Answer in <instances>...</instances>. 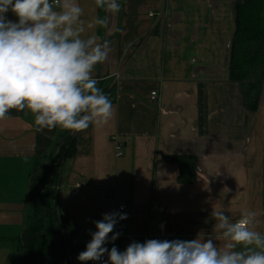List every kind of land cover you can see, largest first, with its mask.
Returning <instances> with one entry per match:
<instances>
[{"label": "crops", "instance_id": "0c3cea01", "mask_svg": "<svg viewBox=\"0 0 264 264\" xmlns=\"http://www.w3.org/2000/svg\"><path fill=\"white\" fill-rule=\"evenodd\" d=\"M77 2L83 36L111 42L109 59L94 75L114 115L76 132L77 153L62 161L58 203L77 225L69 264H81L77 257L96 231L94 222L119 212L118 203L127 205V219L116 224L115 241L109 235V250L148 239L188 241L201 232L216 237L213 209L232 220L254 210L264 232V83L251 111L241 84L230 78L238 0H118L116 15L94 0ZM97 16L107 17V26L87 29ZM7 17L17 19L11 12ZM9 115L0 122V264H27L18 243L32 213L30 173L57 150L66 130L36 131L27 109ZM173 156L194 159L193 182H180ZM77 183L83 187L73 195Z\"/></svg>", "mask_w": 264, "mask_h": 264}, {"label": "clouds", "instance_id": "9594fccd", "mask_svg": "<svg viewBox=\"0 0 264 264\" xmlns=\"http://www.w3.org/2000/svg\"><path fill=\"white\" fill-rule=\"evenodd\" d=\"M94 4L112 15L122 8L118 0ZM9 12L15 21L8 19ZM83 13L77 0H0V122L11 118V110L25 109L38 132L57 127L81 132L111 120L113 102L94 75L109 59L111 42L97 34L83 36ZM107 24V17L97 16L87 29ZM257 217L245 208L232 220L213 209L216 237L206 239L201 232L188 241L148 239L120 251L105 245L110 234L111 241L119 237L114 228L127 214L106 213L94 222L96 231L77 259L87 264L107 254V264H264V232L257 230Z\"/></svg>", "mask_w": 264, "mask_h": 264}, {"label": "trees", "instance_id": "16d2710c", "mask_svg": "<svg viewBox=\"0 0 264 264\" xmlns=\"http://www.w3.org/2000/svg\"><path fill=\"white\" fill-rule=\"evenodd\" d=\"M230 78L241 84L247 109L258 108L264 83V0H238L236 31L231 46ZM114 101V100H113ZM77 153L76 132L66 130L57 150L39 159L30 173L27 216L18 249L27 264H63L69 246L77 236L73 217L61 211L58 179L63 159ZM181 169L180 182H193L195 161L188 156H173Z\"/></svg>", "mask_w": 264, "mask_h": 264}, {"label": "built area", "instance_id": "2783aa9c", "mask_svg": "<svg viewBox=\"0 0 264 264\" xmlns=\"http://www.w3.org/2000/svg\"><path fill=\"white\" fill-rule=\"evenodd\" d=\"M158 97V93L156 91H153L151 93V98L153 99H156ZM115 141H116V154L117 156H122L124 154V151H123V145L120 141H118L115 137ZM77 185H79L78 187H76ZM83 187V184L82 183H77L75 185V188H74V191H73V195H77L81 192V189ZM116 208L119 212H122V213H126L127 214V205L125 203H118L116 205ZM155 209H159L157 206H155ZM125 220V219H124ZM164 224V223H163ZM107 261H108V256L107 254H105L100 261H90L91 264H107ZM63 264H69V259L66 258L64 261H63Z\"/></svg>", "mask_w": 264, "mask_h": 264}]
</instances>
